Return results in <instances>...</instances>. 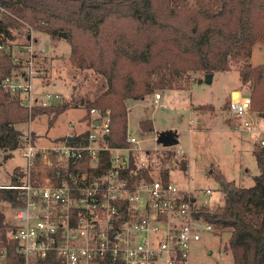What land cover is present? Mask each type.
Wrapping results in <instances>:
<instances>
[{"label":"trees","instance_id":"obj_1","mask_svg":"<svg viewBox=\"0 0 264 264\" xmlns=\"http://www.w3.org/2000/svg\"><path fill=\"white\" fill-rule=\"evenodd\" d=\"M33 30L49 34L53 41H67L74 66L93 69L106 79L94 100L79 101L89 108L86 120L93 108L110 111L111 130L103 142L109 148L130 145L128 100H143L155 89L173 88L172 81L190 71L214 74L232 70L236 64L242 83L252 81V110L264 116V63L251 62L254 46L264 43V0H0V171L25 144L19 125L52 114L51 126L69 108V103H63L30 111L2 87L18 68L6 51L9 42L30 45ZM146 124L150 121L142 122ZM89 133L60 140L83 146ZM256 144L253 153L260 172L254 184L240 186L218 174L223 201L215 211L201 213L215 229L230 234L225 250L234 264H264V147ZM80 158H90L89 151ZM99 158H110V152L101 150ZM180 167L187 170V161H180ZM17 171L14 181H19ZM170 171L169 167L161 170L164 179ZM144 176L149 175L144 172ZM0 200L12 210L22 204L15 189L0 188ZM5 219L0 209V248L6 247L10 264H19L17 242L11 238L14 222ZM37 264L56 263L49 259Z\"/></svg>","mask_w":264,"mask_h":264},{"label":"built area","instance_id":"obj_2","mask_svg":"<svg viewBox=\"0 0 264 264\" xmlns=\"http://www.w3.org/2000/svg\"><path fill=\"white\" fill-rule=\"evenodd\" d=\"M26 47L30 55L23 70L13 71L2 87L30 111L57 105L62 95L44 86L46 69L39 66L38 53ZM34 78L41 79V93L33 90ZM161 97L156 94L153 102ZM230 111L237 130L253 135L264 147V116L252 110L250 92L232 96ZM111 122L109 110L91 109L89 142L83 146L62 140L40 146L25 136L21 148L25 163L16 167L19 181L0 184L19 190L22 199L13 210L16 222L11 235L19 264L49 259L56 264H191L192 244L215 229L201 214L205 208L193 190L180 187L171 175L164 179L161 170L172 165L159 163L157 175L152 174L150 150L141 146L137 133L128 134L127 147L103 145ZM194 123L191 119L190 125ZM103 149L110 158H99ZM84 151L90 158H80ZM176 153L173 164L181 169L186 153L179 148ZM212 191L207 188L205 194ZM0 264H10L6 247L0 248Z\"/></svg>","mask_w":264,"mask_h":264},{"label":"rangeland","instance_id":"obj_3","mask_svg":"<svg viewBox=\"0 0 264 264\" xmlns=\"http://www.w3.org/2000/svg\"><path fill=\"white\" fill-rule=\"evenodd\" d=\"M17 42H9L6 49L18 65L14 71L23 70L24 62L30 55V49L26 46L32 47L38 53L39 66L46 69L48 81L45 85L48 83L49 91L62 95L57 105L69 103V108L51 126L52 114H40L19 125L25 136H32L40 146H49L53 139L69 131L73 135L81 133L86 128L81 122H87L84 116L89 108L81 104L79 99L84 97L94 100L106 79L93 69L74 66L70 60V44L65 40L53 41L49 34L33 30L30 45ZM251 62L254 65L264 63V43L254 46ZM214 76L212 82H207L204 72L190 71L176 77L172 81L173 88H158L143 100H128L127 103L129 134L137 133L141 146L150 150L147 156L154 166L152 174L157 175L161 166L159 163L168 162L172 165V180L184 189L193 190L202 207L212 211L223 201V193L216 180L218 174L223 173L237 185L248 187L254 184V176L260 172L253 153L258 147L255 137L237 130L238 122L230 111L231 90L251 93L252 81L242 83L236 64L232 70L215 72ZM33 90L36 93L43 91L40 78L33 79ZM158 93L162 98L154 103ZM203 105L209 107L203 109ZM191 119L195 120L193 125H190ZM146 120L152 126L142 125ZM167 132L174 133L180 141L171 150L164 149L166 147L158 142L159 137ZM178 148L187 153V170L174 167L173 159ZM24 163L21 148L15 150L12 158L1 168L0 184L15 183L12 173ZM207 188L213 190L211 195L205 194ZM0 209L5 213L6 223L16 222L8 202L0 200ZM229 236L228 232L221 229L204 232L201 239L191 246V264H234L232 254L225 250Z\"/></svg>","mask_w":264,"mask_h":264},{"label":"water","instance_id":"obj_4","mask_svg":"<svg viewBox=\"0 0 264 264\" xmlns=\"http://www.w3.org/2000/svg\"><path fill=\"white\" fill-rule=\"evenodd\" d=\"M213 77H214V74L209 73V74H206L205 79H206L207 82H212ZM236 95H237V93H235L234 96H236ZM94 124H95V125H98V124H99V121L96 120V121L94 122ZM69 139H71V137H69ZM158 142H159L160 144H162L164 147H172V146H174V145H176V144L179 143V139H177V137L175 136L174 133H172V132H167V133L162 134V135L159 137Z\"/></svg>","mask_w":264,"mask_h":264},{"label":"crops","instance_id":"obj_5","mask_svg":"<svg viewBox=\"0 0 264 264\" xmlns=\"http://www.w3.org/2000/svg\"><path fill=\"white\" fill-rule=\"evenodd\" d=\"M215 77V76H214ZM214 79V78H213ZM53 84V83H52ZM51 85V84H50ZM54 85V84H53ZM44 86H46L47 88L49 87V84L47 83V85H45V83H44ZM239 90H235V89H232L231 90V92H230V94H233V96L235 95V93H237ZM162 98V97H161ZM131 100V99H130ZM127 103H128V101H127ZM81 124H83L86 128H85V130L88 128V125H87V122H81ZM75 125V124H74ZM224 125H226L227 127H229V125L227 124V123H225ZM230 128V127H229ZM84 131V130H83ZM73 134H70V131H69V133L68 134H66V135H63V136H61V137H59V138H55V139H53V141H51V143H53V142H56V141H61L60 139L62 138V137H65V136H72ZM180 142V141H179ZM38 143V142H37ZM45 146H47V145H45ZM173 149V148H172ZM183 150V149H182ZM185 151V150H184ZM185 153H186V151H185ZM187 154V153H186ZM188 156V155H187ZM150 158V157H149ZM221 173H222V171H221ZM223 174V173H222ZM224 175V174H223ZM226 177V176H225ZM227 178V177H226ZM228 179V178H227ZM229 180V179H228Z\"/></svg>","mask_w":264,"mask_h":264}]
</instances>
